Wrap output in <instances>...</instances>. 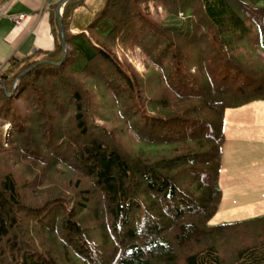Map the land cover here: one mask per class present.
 I'll use <instances>...</instances> for the list:
<instances>
[{"label":"trees","instance_id":"obj_1","mask_svg":"<svg viewBox=\"0 0 264 264\" xmlns=\"http://www.w3.org/2000/svg\"><path fill=\"white\" fill-rule=\"evenodd\" d=\"M57 5L0 72V264H264V214L211 223L264 0H68L64 61Z\"/></svg>","mask_w":264,"mask_h":264},{"label":"crops","instance_id":"obj_2","mask_svg":"<svg viewBox=\"0 0 264 264\" xmlns=\"http://www.w3.org/2000/svg\"><path fill=\"white\" fill-rule=\"evenodd\" d=\"M61 0H9L0 9V69L6 65L12 56L25 57L38 50H51L54 48L55 40L51 27L50 12L56 11ZM63 5L59 12L62 14ZM22 16L17 22L16 17ZM254 105V104H251ZM243 107L230 110V113L241 111ZM255 109L261 114L248 123L252 133L264 131V101L255 103ZM240 122L225 120L224 131L226 140L223 146L222 165L220 180L224 183L242 178L241 166L233 164L239 157V149L242 152L251 141L244 140L240 133L247 129L242 128ZM248 128V129H249ZM224 197V189H223ZM223 201V198H222ZM220 204V208L212 218V224L230 222L256 217L264 214V196L256 197L254 200L237 202L235 204Z\"/></svg>","mask_w":264,"mask_h":264},{"label":"rangeland","instance_id":"obj_3","mask_svg":"<svg viewBox=\"0 0 264 264\" xmlns=\"http://www.w3.org/2000/svg\"><path fill=\"white\" fill-rule=\"evenodd\" d=\"M137 65L142 68L140 61ZM5 68L6 65L1 66L0 72ZM256 102L258 101L245 104L241 111L230 113V110L240 108L238 107L227 109L225 112L224 125L225 120H232V122L245 124L242 128L247 129V131L240 134L244 140L251 141V144H247L243 152L240 148L238 160L233 162L236 166H241L240 169L243 171H240V176L242 178L224 183L220 181L221 187L224 189L223 206L242 201H250L254 200L256 197L264 196V131L252 133V130L249 128L252 125H248L251 120L261 115L255 109Z\"/></svg>","mask_w":264,"mask_h":264},{"label":"water","instance_id":"obj_4","mask_svg":"<svg viewBox=\"0 0 264 264\" xmlns=\"http://www.w3.org/2000/svg\"><path fill=\"white\" fill-rule=\"evenodd\" d=\"M68 0H63V2L60 4L59 8H58V11H57V14H58V18H59V21H60V24H61V34H62V38H63V43H64V47H65V41H64V37H65V30H64V27L62 26V19H61V14L59 12V9L60 7L62 6V4H65ZM66 52H67V49L65 47L64 49V56H63V59L62 61H64L65 57H66Z\"/></svg>","mask_w":264,"mask_h":264},{"label":"built area","instance_id":"obj_5","mask_svg":"<svg viewBox=\"0 0 264 264\" xmlns=\"http://www.w3.org/2000/svg\"><path fill=\"white\" fill-rule=\"evenodd\" d=\"M21 18H22V16H18V17L15 18V20H16L17 22H19V21L21 20Z\"/></svg>","mask_w":264,"mask_h":264},{"label":"bare ground","instance_id":"obj_6","mask_svg":"<svg viewBox=\"0 0 264 264\" xmlns=\"http://www.w3.org/2000/svg\"><path fill=\"white\" fill-rule=\"evenodd\" d=\"M17 85V84H16Z\"/></svg>","mask_w":264,"mask_h":264}]
</instances>
